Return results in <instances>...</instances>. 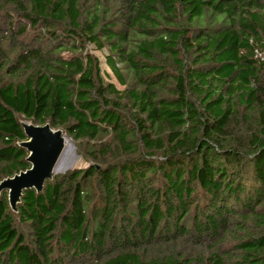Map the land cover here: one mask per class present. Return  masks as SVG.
Wrapping results in <instances>:
<instances>
[{"label": "trees", "instance_id": "1", "mask_svg": "<svg viewBox=\"0 0 264 264\" xmlns=\"http://www.w3.org/2000/svg\"><path fill=\"white\" fill-rule=\"evenodd\" d=\"M2 1L19 36L41 31L13 59L0 47V183L31 168L21 120L101 140L106 162L17 213L1 195L0 264H264V0Z\"/></svg>", "mask_w": 264, "mask_h": 264}, {"label": "rangeland", "instance_id": "2", "mask_svg": "<svg viewBox=\"0 0 264 264\" xmlns=\"http://www.w3.org/2000/svg\"><path fill=\"white\" fill-rule=\"evenodd\" d=\"M86 2L90 4L92 0H86ZM117 12L118 11H115V13ZM26 24L27 23L24 21V19L21 16L17 15L16 12H14V7H11L7 2L4 1L0 2V40H2L0 43V47L1 50H3L6 54H8L12 59L15 58L19 50H21L23 47L34 45V39H35L34 35L36 34L37 31H41L40 27H37L34 30L29 27L28 33L26 35L19 36V34L17 33L19 28L25 26ZM9 25H15L14 29L10 30ZM56 32L58 33L59 36H63V34H65L63 27L61 29L60 28L57 29ZM87 50L90 51L96 57H98L102 72L104 73V75L108 74V78L107 76H105V78L107 80H110L115 85H117L119 89L124 90L125 88L118 83L111 69L106 64L105 55L107 54V50L100 52L95 50L94 47L92 46H89ZM63 54L64 56H70V53L68 52H64ZM258 57L264 59V52L260 53ZM240 114L243 116L246 115L247 113L245 110L241 109ZM21 121L22 123H27L25 120H21ZM253 128L254 125L251 124V122L249 121L242 128V133H243L242 136L245 137V139H247L248 133ZM64 134L66 136V149L61 160L65 155L66 163L69 165L65 172L62 173L56 172L54 179L76 169H87L91 165L101 166L102 162H106L105 159H102L101 161L100 159L98 160L95 159L96 157H93L95 155L100 156L99 152H94V151L99 149L101 140L95 142L85 141L84 143H78L76 141H73L72 138H69V136L65 132ZM106 140L112 141L110 137L106 138L105 141ZM67 143H69V145H67ZM1 147L2 146L0 145V148ZM141 149L143 150V148ZM124 156L127 157L128 154H125ZM157 156L159 157V159H162L160 158L161 152L158 153ZM115 159H121V157L117 156V158H112L111 160L113 161ZM107 162H111V161L109 160ZM244 170L246 171L245 176H250L249 174L250 172L247 168V164L245 165ZM6 193L8 192L4 191L0 193V196ZM193 209L194 207L192 208V210ZM192 213L193 211L191 212V214ZM191 225H192V218H190L189 221V226ZM232 238L235 239L233 236L228 237L227 240L225 242H221L220 245L216 244L217 239L215 240L207 239L204 242V246L202 250L198 249L195 246L193 247L188 246L185 247V249L187 252H190L192 250L194 255H200V256L203 254H210L212 251H218V250L226 251L232 249L233 246L235 245V240H232ZM72 264H86V263H84V260L80 261L79 259H75V261Z\"/></svg>", "mask_w": 264, "mask_h": 264}, {"label": "water", "instance_id": "3", "mask_svg": "<svg viewBox=\"0 0 264 264\" xmlns=\"http://www.w3.org/2000/svg\"><path fill=\"white\" fill-rule=\"evenodd\" d=\"M23 127L28 140L22 147L29 153L27 162L31 168L0 183V193L8 192L10 207L15 213L25 192L34 190L40 194L46 183L54 179L66 149V136L62 130H56L50 124L39 126L30 122L24 123Z\"/></svg>", "mask_w": 264, "mask_h": 264}, {"label": "bare ground", "instance_id": "4", "mask_svg": "<svg viewBox=\"0 0 264 264\" xmlns=\"http://www.w3.org/2000/svg\"><path fill=\"white\" fill-rule=\"evenodd\" d=\"M67 145H69V143H67ZM68 165L69 164L66 163L65 155H64L63 159L60 160V162H59V164L57 166L56 171L57 172H60V173L65 172L67 170V168H68Z\"/></svg>", "mask_w": 264, "mask_h": 264}]
</instances>
